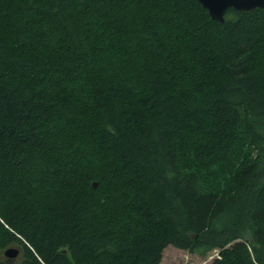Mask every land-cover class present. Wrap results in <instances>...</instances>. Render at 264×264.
I'll return each instance as SVG.
<instances>
[{
	"label": "trees",
	"instance_id": "obj_1",
	"mask_svg": "<svg viewBox=\"0 0 264 264\" xmlns=\"http://www.w3.org/2000/svg\"><path fill=\"white\" fill-rule=\"evenodd\" d=\"M5 234L21 264H264V9L0 0Z\"/></svg>",
	"mask_w": 264,
	"mask_h": 264
},
{
	"label": "water",
	"instance_id": "obj_2",
	"mask_svg": "<svg viewBox=\"0 0 264 264\" xmlns=\"http://www.w3.org/2000/svg\"><path fill=\"white\" fill-rule=\"evenodd\" d=\"M208 11L209 16L220 23L228 9L249 11L255 8L264 9V0H196ZM96 183L92 184L95 187Z\"/></svg>",
	"mask_w": 264,
	"mask_h": 264
},
{
	"label": "rangeland",
	"instance_id": "obj_3",
	"mask_svg": "<svg viewBox=\"0 0 264 264\" xmlns=\"http://www.w3.org/2000/svg\"><path fill=\"white\" fill-rule=\"evenodd\" d=\"M217 256L218 250H213L205 258H201L186 250L169 245L163 250L160 264H211Z\"/></svg>",
	"mask_w": 264,
	"mask_h": 264
},
{
	"label": "flooded vegetation",
	"instance_id": "obj_4",
	"mask_svg": "<svg viewBox=\"0 0 264 264\" xmlns=\"http://www.w3.org/2000/svg\"><path fill=\"white\" fill-rule=\"evenodd\" d=\"M7 242L0 245V264H21L27 258V251L23 244L8 235H4Z\"/></svg>",
	"mask_w": 264,
	"mask_h": 264
}]
</instances>
